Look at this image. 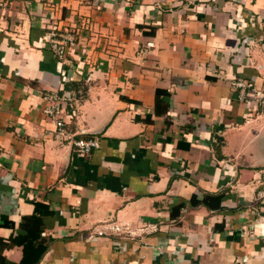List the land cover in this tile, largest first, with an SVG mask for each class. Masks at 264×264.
I'll use <instances>...</instances> for the list:
<instances>
[{
    "label": "crops",
    "instance_id": "crops-1",
    "mask_svg": "<svg viewBox=\"0 0 264 264\" xmlns=\"http://www.w3.org/2000/svg\"><path fill=\"white\" fill-rule=\"evenodd\" d=\"M262 100L264 0H5L0 264H264Z\"/></svg>",
    "mask_w": 264,
    "mask_h": 264
},
{
    "label": "built area",
    "instance_id": "built-area-1",
    "mask_svg": "<svg viewBox=\"0 0 264 264\" xmlns=\"http://www.w3.org/2000/svg\"><path fill=\"white\" fill-rule=\"evenodd\" d=\"M5 0H0V5H4ZM47 41L50 49L55 53L59 59H64L67 51L76 46V36L70 30L59 31L52 30L47 36ZM234 85L241 90L244 94L247 88L253 89V83L251 81L237 79L234 80ZM257 97L263 98L261 92H256ZM48 104L43 108L44 113L55 122L57 125V131L60 137L64 140H68L81 154H89L93 149L99 146V139L96 137H81L76 138L71 135L66 129V120L64 117L65 106L69 101V97L66 93H55L54 95H46ZM264 101V100H262ZM3 151L0 145V156Z\"/></svg>",
    "mask_w": 264,
    "mask_h": 264
},
{
    "label": "trees",
    "instance_id": "trees-1",
    "mask_svg": "<svg viewBox=\"0 0 264 264\" xmlns=\"http://www.w3.org/2000/svg\"><path fill=\"white\" fill-rule=\"evenodd\" d=\"M223 193H207L204 195L202 199H199L196 194L192 196L191 202L193 204H200L203 203L207 205L210 208L213 209H220L222 207V198H223ZM10 221H6L5 224L10 225ZM7 246V243L0 238V245Z\"/></svg>",
    "mask_w": 264,
    "mask_h": 264
}]
</instances>
